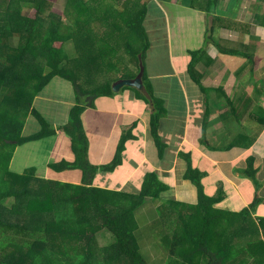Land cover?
I'll return each mask as SVG.
<instances>
[{
	"label": "trees",
	"instance_id": "obj_1",
	"mask_svg": "<svg viewBox=\"0 0 264 264\" xmlns=\"http://www.w3.org/2000/svg\"><path fill=\"white\" fill-rule=\"evenodd\" d=\"M152 1L180 2L0 0V264H155L134 235L133 213L144 198H159L168 187L153 173L145 176L135 198L94 186L98 173L112 171L120 164L115 158L132 125L122 129L113 163L93 165L87 160L88 142L81 121L83 112L94 108L97 99L115 96V84L137 77L143 82L142 60L150 44L144 23ZM189 1V8L212 16V30L232 27L230 21L215 15L221 0ZM58 4L63 5L61 14H48ZM70 41L79 52L73 60L64 49ZM199 51L191 53L188 64V72L196 81L193 73L198 57L193 54ZM121 53L136 61L134 69L119 59ZM108 75L116 78L109 80ZM53 78L68 81L75 91V102L67 111L68 122L54 128L31 105ZM93 83L97 86L85 88ZM143 84L140 94L145 100L141 99L150 107V133L161 156L163 144L158 129L166 108L158 105L160 100ZM28 116L36 119L41 130L24 136ZM58 135L68 138V150L74 152L76 160L62 166L47 164L48 168L55 175L68 169L80 170L79 184L38 177L33 167L21 174L11 171L17 148ZM180 156L187 162L184 178L196 187L198 202H168L160 207L165 225L161 242L166 250L161 264H249V258L241 256L246 251L244 242L251 243L250 212L261 199L256 197L237 213L216 207L222 198L207 195L201 181L203 173L192 166L189 154ZM246 161L241 173L259 186L254 159L248 157ZM11 199L7 207L5 202ZM261 227L264 237V224ZM101 231L111 235L110 245L98 246L95 237ZM262 241L258 244L264 246Z\"/></svg>",
	"mask_w": 264,
	"mask_h": 264
},
{
	"label": "crops",
	"instance_id": "obj_2",
	"mask_svg": "<svg viewBox=\"0 0 264 264\" xmlns=\"http://www.w3.org/2000/svg\"><path fill=\"white\" fill-rule=\"evenodd\" d=\"M254 1L255 5L246 14L249 18L240 21L241 17L236 11L240 8L237 7V0H221L215 15L230 21L232 27L215 31L212 30V16L185 5L178 7L185 10L180 26L188 40L191 39L184 45L173 41L169 29L171 23L166 25L165 42L169 56L173 58V50L178 46L182 50H178L177 54L185 53L181 58L182 67L180 70L174 68L170 76L180 79V99L173 97L166 102V116L159 122L158 134L163 144L161 156L150 133V107L144 101L140 100L142 105H115L112 114L104 117V158L111 150H117L122 129L131 125L132 128L122 152L124 160H121L118 169L98 173L93 180L94 186L123 192L135 198L140 193L141 188L138 187H141L145 176L153 173L168 187L159 198H144L133 213L136 224L134 235L142 250L150 253L151 263L161 264L166 256L161 242L165 225L161 222L160 207L168 202L187 205L198 202L196 187L184 178L187 162L182 159L181 153L189 154L192 166L203 173L201 181L205 193L222 198L216 207L237 213L248 208L259 197L256 196L257 192L261 190L264 195V24L260 22L264 15V0ZM162 5L158 1L150 2L147 19L148 16L154 19L168 18ZM197 21L200 22L199 26ZM245 25L247 28H244ZM254 25L255 36L251 32ZM196 35L198 37H193ZM197 50L200 51L193 75L198 81L191 76L183 79V73H187L192 59L188 54ZM245 88L247 101L245 105H240L243 97L238 93ZM130 93L133 92L127 90L121 92L120 96L106 100L111 102L116 97L120 103L119 98ZM133 102L139 101L133 99ZM66 106V109L71 107ZM96 107L105 113L108 105ZM82 125L92 137L102 136L99 123L89 122L84 117ZM136 147L138 151H135ZM134 152L137 153L136 157H133ZM115 156L116 153L112 159ZM248 157L254 159L253 167L257 170L259 186L241 173L247 166ZM104 158L99 157L92 164L103 165ZM120 174L123 176L118 181L108 179ZM74 179L78 180L71 183L79 184L81 172ZM96 180L98 183H95ZM134 190L135 193H131ZM259 198L261 202L252 210V215L256 213L259 220L264 222V197Z\"/></svg>",
	"mask_w": 264,
	"mask_h": 264
},
{
	"label": "rangeland",
	"instance_id": "obj_3",
	"mask_svg": "<svg viewBox=\"0 0 264 264\" xmlns=\"http://www.w3.org/2000/svg\"><path fill=\"white\" fill-rule=\"evenodd\" d=\"M254 3H255L254 0H237V5H238L237 7L240 8L237 9L236 11L239 13L241 17L240 21H246L249 18V15L246 16V14L248 10L251 9L253 5H255ZM89 4L94 6L96 5V2L89 1ZM189 4H190L189 0H180V2L177 3L171 2L170 4H163L162 6L163 8H166L168 18L157 17L154 19L148 16V19L146 18L145 19L146 22L144 23L150 44L142 60L145 71L143 82H145L148 90H151V93L160 100L158 105H161L163 110L165 109L164 107L167 106L166 102L170 100V98L174 97L177 98L178 100L180 99V79L179 78L172 79L170 76L174 68L180 70V68L182 67L183 59L181 58L185 53L183 52V54H177L178 50H182L178 46L173 50L172 53L173 58L169 56L167 43L165 42L167 35L166 29L168 28V27L166 28V25H169L171 23L169 29L173 41L176 40V42L178 44L180 42L181 45L187 44L189 41L191 42V39L188 40V38L185 36L186 32L183 30L182 26H180L181 19L184 18L183 11L185 12V10L178 8L184 5L189 7ZM61 11H63V5L60 6V4H58V5H54V7L51 8L50 11H48V14L59 16V14H61ZM100 23L104 24V17L101 19ZM190 24L192 25L194 23H190ZM197 25L198 26L200 25L199 21H197ZM251 28H252L251 32L255 36L256 33L255 25L251 26ZM215 36L216 34H214V38ZM193 37H198V35ZM64 49L66 54L71 60H73V58L75 57H78L79 55V52L76 51V47L73 41L67 42ZM186 49L189 50L188 47ZM245 53H248L247 55L250 54V52H245ZM124 55H125L124 53H121L119 55L120 56L119 59L124 61L123 62L124 65L125 63H129L130 67L134 69L135 66L137 65L136 61ZM193 55L198 56L199 54H193ZM188 56L191 57L192 54H188ZM118 73L119 72H117V74ZM191 73L192 72H188V71L187 73L184 72L183 79L187 76H190ZM119 76L120 74L117 75V77ZM106 77L107 79L109 78L115 79L116 75L115 76L108 75ZM143 82H142V87L140 89L136 90V88H126L127 86H125L123 88L121 87L120 91L115 92V96H120L119 94L121 92L127 90L133 92L130 93V95L125 94L123 98H119L120 103L118 102V99L116 97L115 100L111 102L107 101L106 98H99L95 101V107L96 105L107 104L108 107H111V110H108L107 107L106 110L104 111L105 113H103L100 112L96 107L95 109H87L82 114L81 116L82 121L84 117H87V120L89 122L99 123L98 127L101 128L100 130L102 131L101 133L102 136L99 135L100 138L102 139L101 142L95 143L97 140H100V138L92 137L90 132H88L85 129V134L88 142L86 155L88 162H90L91 164L94 163L96 160H98L99 157L104 158V153L102 154V151L104 152V140H103L104 117H106L109 114L110 115L112 114L113 111L112 109H114L115 105L120 104V105H124V107L131 105H139V103L143 101L142 99L145 100V96H142L140 94L144 86ZM93 84L94 85H85V88L90 89V87L93 88L97 86V84L95 83ZM246 89L247 88L242 89L238 93L240 97H243V103L240 105L246 104L247 101ZM112 90L114 91V86H112ZM74 99H75V91L72 85L68 81L53 78L50 81V83L42 90V92L38 94L36 97H34L31 105L35 109H37L39 114L45 119L47 125L54 128L57 126L55 125L57 122L61 124H63V122L65 123L68 122L69 116L67 112L68 109H66L67 108L66 105H71L72 107L73 103L75 102ZM133 99H136L139 102L138 103L133 102ZM40 130H41V126L37 123L36 119L33 116H28L26 122V128L24 131V136L34 135ZM91 143H95V144L91 145ZM68 145H70L68 138L61 137L60 135L26 143L25 145L17 148L11 164V171L16 173L18 172L19 174H21L24 171V169H30L31 167H33L32 169H35V175L38 177H42L51 181H55L54 178H56L59 181L65 183L76 182L78 179H74V178H77L80 175V170L68 169V170H64L61 173H58L59 175H55L48 168L49 164H58V166L60 165L62 166V163L67 165L75 163L76 156L74 152H72V150H68L69 149ZM125 146L126 145L124 144L122 149L119 151L120 154H117V157L115 158L120 162L121 160H124V153L122 152L125 150ZM135 151H138L137 147L135 148ZM115 153H116V149L115 150L113 149L107 155H105L108 159L104 158L105 161L104 165L113 163L112 158ZM134 155L135 156L133 157H136L137 153L134 152ZM132 163L134 164V160H132ZM116 169H118V167H116L114 170ZM55 176H58V178ZM122 176L123 174H120L114 176V178H108V179H113L114 181H118ZM260 179L263 180L262 178ZM95 183H98V181L96 180ZM138 188L141 187L139 186ZM131 193H135V190L131 191ZM256 196L264 197L263 192H261V190L256 193ZM12 201H13L12 199L6 200L5 205L7 207H10ZM250 214L252 218L255 217L256 220L253 219V226L250 229L251 235L249 236L250 238L248 241H250L251 243L244 242L245 244L244 247H246V251L243 252L241 257L247 256L249 258V264H261L264 261V246L258 244V242L264 240V237L262 236L263 231L261 227L262 224H264V222L259 220L256 213L252 215V211H251ZM255 228L258 233L257 237L254 236ZM95 238H97V244L100 247H105L112 243L111 235L105 231H101L97 233V237ZM144 240H150V239H144ZM245 241H247V239ZM262 242L264 244V241Z\"/></svg>",
	"mask_w": 264,
	"mask_h": 264
},
{
	"label": "water",
	"instance_id": "obj_4",
	"mask_svg": "<svg viewBox=\"0 0 264 264\" xmlns=\"http://www.w3.org/2000/svg\"><path fill=\"white\" fill-rule=\"evenodd\" d=\"M123 86L140 89L142 87V82L140 80V77H137L134 80L132 79V80L121 81L120 83L114 85V91L117 92Z\"/></svg>",
	"mask_w": 264,
	"mask_h": 264
}]
</instances>
